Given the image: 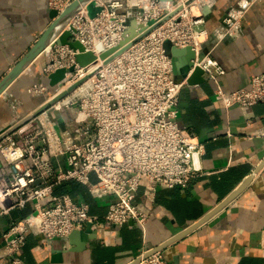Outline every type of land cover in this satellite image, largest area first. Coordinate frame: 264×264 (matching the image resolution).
I'll use <instances>...</instances> for the list:
<instances>
[{
  "label": "built area",
  "instance_id": "1",
  "mask_svg": "<svg viewBox=\"0 0 264 264\" xmlns=\"http://www.w3.org/2000/svg\"><path fill=\"white\" fill-rule=\"evenodd\" d=\"M72 1L50 0L49 4L62 11ZM255 1L239 0L229 9L215 32L218 40L241 36L243 20ZM91 2L100 8L95 16L83 6L66 29L70 40L81 43L83 52H92L96 59L80 66L79 50L54 43L46 52L49 63L43 79L58 69L66 70L64 78L53 88L38 82L29 92L46 94L45 105L82 83L32 119L19 121L22 125L14 132L18 137L10 143L0 142V217L28 205L33 209L3 235L6 264H21L19 253L30 231L54 239L86 224L95 228L102 224L90 214L86 202L75 201L69 194L56 195L58 184L86 185L94 199L108 202L104 220L115 227L130 221L144 227L153 214L158 187L185 188L203 173L204 144L178 122L179 97L187 80L174 76L164 46L167 41L196 52L194 66H200L215 83V98L226 108L249 109L264 102V73L253 76L248 89L235 91L225 90L218 80L224 69L204 48L210 36L205 9L215 0ZM199 53L203 54L200 61ZM66 109L73 114L75 131L61 132L50 116L52 111ZM259 135L264 137V131ZM141 189L143 207L135 203ZM138 264L174 263L156 252L142 256Z\"/></svg>",
  "mask_w": 264,
  "mask_h": 264
},
{
  "label": "crops",
  "instance_id": "2",
  "mask_svg": "<svg viewBox=\"0 0 264 264\" xmlns=\"http://www.w3.org/2000/svg\"><path fill=\"white\" fill-rule=\"evenodd\" d=\"M239 0H215L206 8L210 33L205 52L217 60L224 73L218 75L227 91L248 89L253 76L264 73V0H256L243 20L236 39L218 40L215 32ZM50 0H0V81L29 52L51 24ZM45 50L0 96V142L18 137L19 121L27 122L44 106L48 96H34L29 89L43 79L49 63ZM199 84H186L179 97L178 122L181 128L204 144L203 173L187 187H158L153 214L144 227L128 222L115 227L104 220L107 201L92 197L86 185L67 181L55 187L56 195L69 194L84 201L90 214L102 224L83 232L76 240L48 239L35 231L27 233L19 253L21 264H133L140 257L161 252L174 264H264V102L249 109L226 108L214 95L215 83L204 75ZM182 78V76H178ZM50 85V84H49ZM53 88V86H51ZM15 105V107H13ZM50 116L61 132L75 131L69 109L52 111ZM18 118V119H17ZM63 162V158L60 159ZM1 163V161H0ZM0 164V173L2 172ZM246 187L205 222L180 234L209 215L247 178ZM95 180V176L92 175ZM135 203L143 207L142 189ZM33 211L32 205L0 217V264L4 233Z\"/></svg>",
  "mask_w": 264,
  "mask_h": 264
},
{
  "label": "water",
  "instance_id": "3",
  "mask_svg": "<svg viewBox=\"0 0 264 264\" xmlns=\"http://www.w3.org/2000/svg\"><path fill=\"white\" fill-rule=\"evenodd\" d=\"M88 6L90 16H95L96 12L100 10V8H96L94 3L91 0H73L69 5H67L62 11H58L57 9H52L50 12V17L52 18L51 24L45 29V31L38 38L36 43L31 47L29 52L12 68V70L3 77L0 81V96L3 92L6 91L8 86L40 55L44 52V50L56 43L59 45H69L71 48L75 50H79L80 53L76 55L77 63L80 66H85L96 59L95 55L92 52H83V46L78 41H71V32L66 29L71 18L83 7ZM207 9H205V12ZM132 37V36H131ZM130 40L127 39L121 43V46ZM165 50L170 55L173 64V74L174 76H182L187 80V83L190 85H195L203 82L205 80L204 70L200 66H194L193 60L196 59V52L191 48L187 47L184 49L174 47L169 41L165 43ZM115 49L109 50L102 54L101 58H106ZM201 55H203L201 53ZM73 67L70 68L69 71H72ZM65 69H58L49 76V84L50 86H55L58 82H60L65 76ZM82 81L74 84L68 90L57 95L52 101L48 104H45L38 113L42 112L47 108L51 103H55L60 99L66 97L70 94L77 86H79ZM260 159H264V150L259 155ZM1 164V163H0ZM264 165V162L260 165L261 168ZM250 177L247 178L233 193H231L220 205L215 208L209 215H207L200 222L196 223L185 232L178 236L188 233L192 229L196 228L201 223L205 222L210 218L213 214L218 212L224 206H226L230 201H232L248 184ZM132 222V221H131ZM91 225L87 226L85 231L75 230L70 235V240H76L79 235H83V232H90ZM157 250L153 251L151 254L156 253ZM149 254V255H151ZM149 255L143 256L147 257ZM141 260V257L134 262L133 264H138Z\"/></svg>",
  "mask_w": 264,
  "mask_h": 264
},
{
  "label": "bare ground",
  "instance_id": "4",
  "mask_svg": "<svg viewBox=\"0 0 264 264\" xmlns=\"http://www.w3.org/2000/svg\"><path fill=\"white\" fill-rule=\"evenodd\" d=\"M45 50H49V46ZM202 58H203V55H201V53H199L198 54V60L200 61Z\"/></svg>",
  "mask_w": 264,
  "mask_h": 264
},
{
  "label": "rangeland",
  "instance_id": "5",
  "mask_svg": "<svg viewBox=\"0 0 264 264\" xmlns=\"http://www.w3.org/2000/svg\"><path fill=\"white\" fill-rule=\"evenodd\" d=\"M40 96H43V95L41 94ZM40 96H38V97H40Z\"/></svg>",
  "mask_w": 264,
  "mask_h": 264
}]
</instances>
